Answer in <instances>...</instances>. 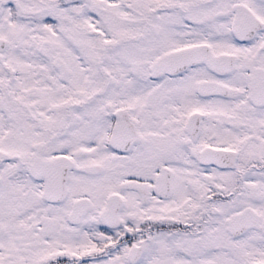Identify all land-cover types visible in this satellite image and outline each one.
Listing matches in <instances>:
<instances>
[{"label": "snow or ice", "instance_id": "6c2138e0", "mask_svg": "<svg viewBox=\"0 0 264 264\" xmlns=\"http://www.w3.org/2000/svg\"><path fill=\"white\" fill-rule=\"evenodd\" d=\"M0 264H264V0H0Z\"/></svg>", "mask_w": 264, "mask_h": 264}]
</instances>
